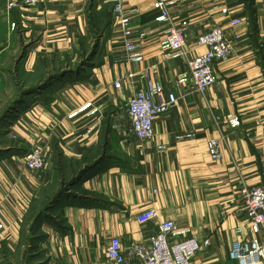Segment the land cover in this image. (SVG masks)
<instances>
[{"label": "crops", "instance_id": "crops-1", "mask_svg": "<svg viewBox=\"0 0 264 264\" xmlns=\"http://www.w3.org/2000/svg\"><path fill=\"white\" fill-rule=\"evenodd\" d=\"M116 1L11 9L0 0V264H33L37 246L55 264H115L112 244L157 231L150 208L177 223L174 239H210L191 264H238L232 241L264 239L240 195L243 184L264 182V0L170 3L194 55L206 51L198 37L217 26L233 47L205 94L171 49L155 0H118L128 24ZM84 53V66L72 68ZM149 82L162 85L160 101L174 93L177 103L157 117L152 139L138 140L127 134V105ZM211 138L221 140V160L209 154ZM35 146L47 163L32 171L22 155ZM51 197L61 221H42L43 238L32 237V218Z\"/></svg>", "mask_w": 264, "mask_h": 264}, {"label": "built area", "instance_id": "built-area-1", "mask_svg": "<svg viewBox=\"0 0 264 264\" xmlns=\"http://www.w3.org/2000/svg\"><path fill=\"white\" fill-rule=\"evenodd\" d=\"M54 0H7L9 8H17L23 5H37ZM173 0H155L154 7L161 13V19L165 25V34L172 50L182 53L186 58L189 75L196 89L205 94L218 80L214 65L229 57L233 52L226 31L222 27H214L197 39L199 47L206 48L202 54H193V50L186 47L185 35L175 24L170 10V3ZM113 12L122 23L131 22V16L123 11L122 3L116 1ZM240 23L239 19L232 21L233 25ZM144 35V34H141ZM151 72L158 73L159 66L154 65ZM149 72L144 71L143 75L148 76ZM126 79L138 84L140 80L135 73H128ZM117 86L121 81H116ZM163 92L160 84L147 83L139 87L128 102V118L130 127L127 134L138 140H148L155 136V121L157 117L167 112L177 103L174 93H169L163 101L159 96ZM208 151L215 160L223 158L221 140L211 138L208 141ZM22 159L28 169L32 171L42 170L46 166L44 150L35 146ZM240 195L244 203V210L247 218L255 231H264V182L248 186L243 184ZM146 216L158 221L157 231L149 237L146 242L133 241L124 247L112 244L109 249V257L115 264H127L139 262L140 264H191L193 258L198 255L203 247L210 245V239L199 240L195 237L174 239V233L178 225L173 220H160L159 212L155 208L147 210ZM237 232H241L238 228ZM229 256L238 264H264V239H236L232 241Z\"/></svg>", "mask_w": 264, "mask_h": 264}, {"label": "rangeland", "instance_id": "rangeland-1", "mask_svg": "<svg viewBox=\"0 0 264 264\" xmlns=\"http://www.w3.org/2000/svg\"><path fill=\"white\" fill-rule=\"evenodd\" d=\"M88 56L86 53H84V55L81 56V59H79V61L75 64V65H72L71 67L72 68H82L84 65L82 64L83 61H87L88 59ZM22 96V95H21ZM20 96V97H21ZM19 97V96H18ZM24 98V96H23ZM68 181V180H67ZM67 181L65 180V178L63 179L62 181V184L61 186H59V188L57 189L58 191L59 190H62L64 189L65 185L67 184ZM66 182V183H65ZM55 196V195H54ZM55 198H49L44 206L45 208L43 207V209L41 210V214L40 215H35L33 218H32V223L30 225V235L35 236L37 234L40 235V237H36L37 239L39 238H43V236L41 235V231H40V223L42 221H47V222H50V223H54L55 221H61V218L59 216V212L58 210L55 209ZM39 242V240H37ZM37 241L35 240V238H31L30 239V236H28L27 238V242H29L30 245H35L37 243ZM38 248V249H37ZM36 251L38 253V255L36 257L33 258V264H55L54 261H50V259L48 258V256L45 254V252L39 250V247L37 246L36 247Z\"/></svg>", "mask_w": 264, "mask_h": 264}, {"label": "trees", "instance_id": "trees-1", "mask_svg": "<svg viewBox=\"0 0 264 264\" xmlns=\"http://www.w3.org/2000/svg\"><path fill=\"white\" fill-rule=\"evenodd\" d=\"M87 60H88V59H87ZM83 62H85V61H83ZM83 62H82V63H83ZM31 90H33V89H31Z\"/></svg>", "mask_w": 264, "mask_h": 264}, {"label": "water", "instance_id": "water-1", "mask_svg": "<svg viewBox=\"0 0 264 264\" xmlns=\"http://www.w3.org/2000/svg\"><path fill=\"white\" fill-rule=\"evenodd\" d=\"M82 64H85V62H83Z\"/></svg>", "mask_w": 264, "mask_h": 264}]
</instances>
